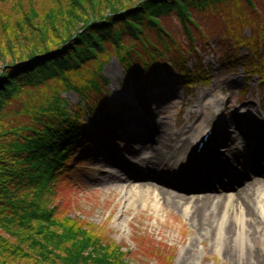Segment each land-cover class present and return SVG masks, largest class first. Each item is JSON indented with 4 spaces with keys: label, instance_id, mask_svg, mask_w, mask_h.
Wrapping results in <instances>:
<instances>
[{
    "label": "trees",
    "instance_id": "16d2710c",
    "mask_svg": "<svg viewBox=\"0 0 264 264\" xmlns=\"http://www.w3.org/2000/svg\"><path fill=\"white\" fill-rule=\"evenodd\" d=\"M56 1L43 14L22 7L24 17L0 24V264H132V251L107 227L72 215L63 202L95 142L119 129L121 105L109 99L103 68L114 56L130 85L174 71L187 84L195 71L208 83L204 67L187 71L186 54L212 38L225 50L220 65L264 84V0ZM59 12H67L66 29L48 37ZM39 16L42 41L7 53L3 42ZM135 94L146 109L145 92Z\"/></svg>",
    "mask_w": 264,
    "mask_h": 264
},
{
    "label": "rangeland",
    "instance_id": "374dc122",
    "mask_svg": "<svg viewBox=\"0 0 264 264\" xmlns=\"http://www.w3.org/2000/svg\"><path fill=\"white\" fill-rule=\"evenodd\" d=\"M31 1L33 5L30 0H0V24L7 23L8 19L14 18L17 21L24 17L22 7L27 9L33 6L43 14L44 9L56 5L57 2ZM64 1L66 0H61L62 3ZM57 16L62 20L50 26L48 37L63 33L66 29L64 23L68 21L67 12H59ZM45 20V16H39L32 29L28 25L22 30L16 27L15 32L21 31L17 32L18 39L14 40L12 35L11 43L8 40L3 42L7 53L13 52L15 56L31 48L36 40H41ZM11 25L15 28L13 21ZM0 32L6 37L4 30ZM248 33L247 28L244 34ZM196 51L197 54H186V69L194 70L196 65L204 67L201 75L209 79L208 83L201 82L200 72L195 71L191 84H187L174 71L163 72L161 78L152 84H147L149 80L142 78L135 85H130L125 81L126 76L116 58L111 57L103 68V76L108 80L110 101L121 105L117 114L119 129L106 142H95L94 153L79 168L76 184L70 191V196L63 197V202L70 201L72 215L107 227L112 238L126 250L132 251V264H167L163 257H159L162 253L173 259L168 264H239L240 249L244 250L243 255L250 252L264 264L263 195L249 202L256 213L263 212L262 218L257 219L261 230L252 236L243 237L244 246L236 239H230L222 246L211 232L213 228L200 235L191 213L188 212V215L180 207L169 205L165 200L157 198L153 191L154 188L164 189L188 199L193 192L201 190H212L219 194L235 191L236 194L256 179L264 184V168L258 171L264 162V84L259 85L256 76L246 78L240 67L230 70L229 64L220 65L219 59L225 50L212 38L207 40V44H196ZM135 90L140 94L145 92L146 109L136 103ZM64 95L71 104L78 103L74 93ZM214 111L220 113L222 118L220 132L213 146L217 157L208 163L206 174L204 171L198 172L201 175L195 177V180L187 175L171 184L165 178H151L154 172L160 173L156 166L144 162L147 174L145 169L137 166L159 148L162 155L168 152L167 157H171L172 151L167 147L171 145L170 140L177 139L180 134L181 143L188 140L194 145L209 128ZM135 124L138 126L135 127ZM251 125L257 126L255 130ZM260 127L263 129L261 132L257 130ZM246 136L256 141L255 149L250 151L249 160L250 165L257 169L255 173L258 175L254 173L255 177L248 179L246 174L241 173L242 177L238 181L227 183L225 187L210 185L209 178L217 176L225 182L226 172L231 174L236 168L235 159L227 157V153H220V150L225 146L234 148L236 141L241 142ZM161 142L164 143L163 146H160ZM131 185L136 189L150 187L152 191L147 193L143 203L134 200L128 204L124 199L123 189ZM181 187L185 189H179ZM249 192H252V188ZM251 194L253 198L254 194ZM223 197L217 196L212 202L217 205ZM209 210L212 212L213 206ZM213 213L216 215L218 212ZM205 215L208 217V214ZM221 218L225 227L233 224L229 213ZM216 224V221H212L214 227ZM151 247L162 253H151Z\"/></svg>",
    "mask_w": 264,
    "mask_h": 264
},
{
    "label": "bare ground",
    "instance_id": "6f19581e",
    "mask_svg": "<svg viewBox=\"0 0 264 264\" xmlns=\"http://www.w3.org/2000/svg\"><path fill=\"white\" fill-rule=\"evenodd\" d=\"M221 118L222 115H220V113H218L217 111H214L212 113V117L209 122V128L207 129L211 130L212 134L208 137L199 154H195V148L197 142L201 139V136L200 139H197L196 143L192 145V143L188 140L182 141L185 143H181L180 134L178 135L177 139L170 140L169 138L171 145H169L167 148L171 149L172 151L171 157H167L168 152L162 155V153L158 151L161 149L159 148L157 149V151L151 152V156L145 157L142 160V164L140 163V166L142 168H147L143 164L144 162H148L156 166V169H160V173L156 174L154 172L151 178H165L168 179L171 184L175 181H179V179L187 175H189L194 180L197 179L195 177H199L201 175L198 172L202 173L206 170L205 167H207V159L210 157L211 160L213 156L210 155H214L212 151L216 136L220 132ZM251 127L253 126L251 125ZM256 127L257 126H254L253 128ZM261 129L262 127L258 128L257 130H260L261 132ZM163 144L164 143L161 142L160 146H163ZM221 151L228 152V155L231 156L232 159H235L236 162V168L232 170L231 174L226 175L228 180H226L227 182L234 183L235 181H238L237 179L240 178L243 171H250L249 169H247V158L250 154L249 149H247V143L243 146L241 143L236 142L234 148H224ZM167 158L168 161L166 160ZM261 165L262 168H264V162H262ZM219 170L220 168L217 169V171ZM213 178L215 180H218V183H221V180L219 178ZM261 186H264V184L259 183V180L256 179L255 181L249 183L245 188H243L241 192L236 194L235 191H228L225 194L200 192V194H192V196H190L188 199H185L181 195L173 194L174 192H169L164 189L154 188L153 191L156 192L157 198L165 200L169 205L180 207V209H182L188 215L189 213H191L192 219L195 221L200 235L201 233H207L208 230L213 228L211 229V232L213 233L214 237L219 240V243L222 246L226 245L230 239H236L237 241L239 240V243L241 242L242 246H244L243 237L252 236L256 232H258V230H261L260 225L258 224L259 220L257 221V219L262 218L263 212L259 211L258 213H256L252 206H250L249 204L251 199H256L259 197L261 198L262 195L264 196V188ZM251 188V193L254 194L253 198L252 194L249 192ZM150 189V187L136 189L135 186L131 185L129 188L123 189L124 199L128 204H130L134 200L143 203L147 193L149 191H152ZM217 196L224 197L216 205L212 202V200H214ZM212 206L213 210L211 212L209 209ZM207 207L208 209H206ZM215 211L218 212V215H214L213 212ZM228 213L233 218V224L225 227L224 223H222L223 218L221 217L224 215L228 216ZM205 214H208V217ZM212 221L217 222L215 227L212 225ZM243 252V249H240L238 251L239 264H244V262L245 264H261L259 258L256 257V255L250 252H246V254L243 255Z\"/></svg>",
    "mask_w": 264,
    "mask_h": 264
}]
</instances>
